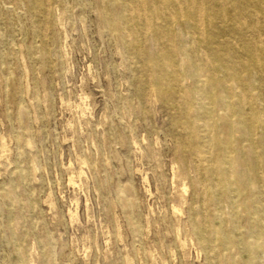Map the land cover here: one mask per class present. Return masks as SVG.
I'll use <instances>...</instances> for the list:
<instances>
[{"label":"rangeland","instance_id":"rangeland-1","mask_svg":"<svg viewBox=\"0 0 264 264\" xmlns=\"http://www.w3.org/2000/svg\"><path fill=\"white\" fill-rule=\"evenodd\" d=\"M24 2L0 0V264H15L20 250L39 264L44 251L50 264H204L187 230L183 253L173 241L172 212L184 221L187 206L175 195L192 196L188 180L173 178L181 172L175 116L109 38L97 1L44 0L45 19ZM38 26L43 39L32 36ZM40 40L51 71L26 57ZM17 101L29 116L30 151L15 144ZM31 161L33 180L18 182L14 173ZM10 188L16 206L5 199ZM119 192L132 201L127 213Z\"/></svg>","mask_w":264,"mask_h":264},{"label":"bare ground","instance_id":"bare-ground-1","mask_svg":"<svg viewBox=\"0 0 264 264\" xmlns=\"http://www.w3.org/2000/svg\"><path fill=\"white\" fill-rule=\"evenodd\" d=\"M96 1L109 38L175 116L181 172L173 178L188 180L192 191L188 203L185 189L175 195L187 205L184 221L180 211L172 212L176 249L184 252L179 236L187 230L204 264H264V0ZM24 3L33 19L46 18L44 0ZM41 34L34 27L32 36L43 39ZM40 42L26 57L51 71L53 55ZM7 83H14L12 76ZM16 104L15 144L30 151L29 116ZM0 148L6 150L3 142ZM34 173L31 161L14 176L24 182ZM5 199L19 203L14 188ZM118 202L126 213L131 210V199L121 192ZM130 226L136 234V223ZM50 258L44 251L40 264ZM15 264L39 263L32 250H20Z\"/></svg>","mask_w":264,"mask_h":264}]
</instances>
